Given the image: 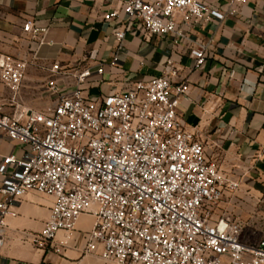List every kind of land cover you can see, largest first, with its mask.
<instances>
[{
    "label": "built area",
    "instance_id": "1",
    "mask_svg": "<svg viewBox=\"0 0 264 264\" xmlns=\"http://www.w3.org/2000/svg\"><path fill=\"white\" fill-rule=\"evenodd\" d=\"M121 1L122 16L116 9L104 17L122 20L114 37L118 50L127 32L137 29L144 36L171 39L174 49L191 41V30L224 21L247 2L227 0L225 12L215 0ZM23 31L34 38L45 32L31 22ZM208 50L206 42L194 41L188 52L194 69L205 63ZM167 65L164 76L90 98L82 85L93 68L80 65L72 73L56 62L50 72L73 75L76 82L50 79V105L12 115L0 108V137L26 147L22 156L10 153L0 161V251L7 218L16 215L14 204L36 191L53 198L44 227L26 235L38 249L61 253L80 217L91 215L92 227L80 232L84 250L106 262L264 264V235L248 241L245 221L219 214L228 194L240 191L242 179H230L187 128L178 108L190 84L173 81L178 69L172 59ZM26 70L23 59H0L1 81L13 91ZM96 73H104L102 64ZM61 232L64 239L57 243Z\"/></svg>",
    "mask_w": 264,
    "mask_h": 264
},
{
    "label": "crops",
    "instance_id": "2",
    "mask_svg": "<svg viewBox=\"0 0 264 264\" xmlns=\"http://www.w3.org/2000/svg\"><path fill=\"white\" fill-rule=\"evenodd\" d=\"M122 2L0 0V59L27 62L18 91L6 86L0 77L2 112L12 115L20 109L43 110L53 101L46 89L50 79L74 84L73 75L50 72L56 62L72 73L80 65L91 66L94 74L82 87L87 97L96 98L166 75L167 61L172 59L178 69L173 81L188 80L190 84L178 108L187 128L197 133L208 157L230 179H242L240 191L228 194L219 214L240 217L249 224L264 222V0H247L224 21L196 27L189 33L191 41L174 49L171 39L144 36L137 29L127 32L118 50L114 37L122 20L106 21L104 17L116 9L122 16ZM215 2L227 12V0ZM27 22L45 32L36 38L26 34L23 25ZM196 40L209 44L206 61L198 69L188 56ZM100 64L102 75L96 73ZM25 149L17 141L0 137V161L10 153L22 156ZM52 204L51 196L36 191L14 204L16 215L7 218L0 264H116L85 252L80 232L92 227L91 215L80 217L77 231L61 253L38 249L26 241L27 234L44 227ZM64 236L59 233L56 242Z\"/></svg>",
    "mask_w": 264,
    "mask_h": 264
},
{
    "label": "rangeland",
    "instance_id": "3",
    "mask_svg": "<svg viewBox=\"0 0 264 264\" xmlns=\"http://www.w3.org/2000/svg\"><path fill=\"white\" fill-rule=\"evenodd\" d=\"M264 235V222L263 220H259V222L255 224L247 223V226L244 229V237L246 240L255 242L260 237Z\"/></svg>",
    "mask_w": 264,
    "mask_h": 264
}]
</instances>
